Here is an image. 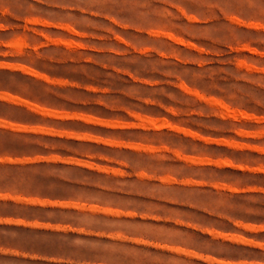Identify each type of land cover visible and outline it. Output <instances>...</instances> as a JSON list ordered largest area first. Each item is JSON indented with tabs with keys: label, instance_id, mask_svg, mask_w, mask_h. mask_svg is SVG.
I'll return each mask as SVG.
<instances>
[{
	"label": "rangeland",
	"instance_id": "obj_1",
	"mask_svg": "<svg viewBox=\"0 0 264 264\" xmlns=\"http://www.w3.org/2000/svg\"><path fill=\"white\" fill-rule=\"evenodd\" d=\"M3 10L0 131L43 149L0 162L69 186L0 192L49 209L0 218V264H264V0Z\"/></svg>",
	"mask_w": 264,
	"mask_h": 264
},
{
	"label": "trees",
	"instance_id": "obj_2",
	"mask_svg": "<svg viewBox=\"0 0 264 264\" xmlns=\"http://www.w3.org/2000/svg\"><path fill=\"white\" fill-rule=\"evenodd\" d=\"M0 75H13V73L0 71ZM6 85L7 84L4 83L3 87L5 88ZM2 116L3 115L0 114V117ZM42 149L43 148L36 144L26 143L21 139H15L8 133L0 131V156L21 158L24 156H32L36 151H42ZM55 167L62 168L64 166L46 163L20 164L0 162V192L6 193L9 188H16L17 191L23 193L27 197L64 200L66 199V194L59 185L69 186L68 182L59 180L54 176H46L43 173H34L35 169H51ZM19 208L30 211L49 210L40 206H28L10 200H0V218L24 219L28 221L39 219L41 221H49L43 217L19 212Z\"/></svg>",
	"mask_w": 264,
	"mask_h": 264
},
{
	"label": "clouds",
	"instance_id": "obj_3",
	"mask_svg": "<svg viewBox=\"0 0 264 264\" xmlns=\"http://www.w3.org/2000/svg\"><path fill=\"white\" fill-rule=\"evenodd\" d=\"M41 2H43V0H41ZM161 2L163 3H170L171 0H161ZM3 5H4V0H0V15H6V14H10V13H7L3 10ZM88 9L86 8H81V11H87ZM4 27L3 24H0V29H2ZM4 53H0V55H3ZM167 75H172V73H166ZM163 91V90H161ZM172 99H176L175 97H171ZM146 103L148 102H152V101H145Z\"/></svg>",
	"mask_w": 264,
	"mask_h": 264
},
{
	"label": "bare ground",
	"instance_id": "obj_4",
	"mask_svg": "<svg viewBox=\"0 0 264 264\" xmlns=\"http://www.w3.org/2000/svg\"><path fill=\"white\" fill-rule=\"evenodd\" d=\"M230 113H231V112H230ZM241 115H242V114H241ZM241 115H240V116H241ZM237 116H238V115H237ZM235 117H236V116H235Z\"/></svg>",
	"mask_w": 264,
	"mask_h": 264
}]
</instances>
